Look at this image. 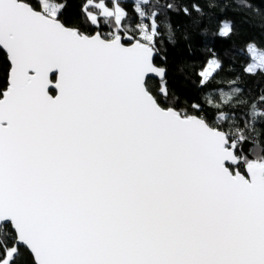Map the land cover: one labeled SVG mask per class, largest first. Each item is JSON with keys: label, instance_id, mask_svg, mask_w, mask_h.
<instances>
[{"label": "snow or ice", "instance_id": "obj_1", "mask_svg": "<svg viewBox=\"0 0 264 264\" xmlns=\"http://www.w3.org/2000/svg\"><path fill=\"white\" fill-rule=\"evenodd\" d=\"M260 5L0 0V264H264Z\"/></svg>", "mask_w": 264, "mask_h": 264}, {"label": "trees", "instance_id": "obj_2", "mask_svg": "<svg viewBox=\"0 0 264 264\" xmlns=\"http://www.w3.org/2000/svg\"><path fill=\"white\" fill-rule=\"evenodd\" d=\"M255 2L257 4H260V0H255ZM261 7H264V5H260ZM222 14V9L217 8L214 10V16L213 19H211L209 21V29L214 32L218 26V20L216 19L217 16H220ZM229 16H234L236 21H237V34L235 36L232 37L230 42H217V47L222 49V50H230L235 48L237 45L242 44L246 39L251 38V37H259L260 33H259V29H258V24H259V18L256 16L251 17V20L249 23H240L241 21V16L239 15H235V9H233L232 11H230L228 13ZM178 38H179V33L177 34ZM197 39H199V37H197ZM198 57H199V50H198ZM175 59V57H173ZM193 63L196 65V69H199V58L195 61H193ZM186 78L188 80H191L193 83H186L185 80ZM197 77L193 74H191V70L188 73H184V74H177L176 77V84L175 87L177 89V91L181 94L184 95H192L195 96L197 95L196 92V85H195V81H196ZM222 83V82H221ZM254 84L256 86H264V81H254Z\"/></svg>", "mask_w": 264, "mask_h": 264}]
</instances>
